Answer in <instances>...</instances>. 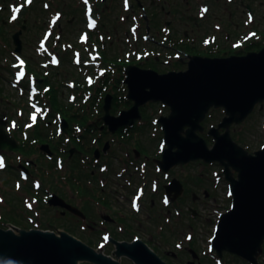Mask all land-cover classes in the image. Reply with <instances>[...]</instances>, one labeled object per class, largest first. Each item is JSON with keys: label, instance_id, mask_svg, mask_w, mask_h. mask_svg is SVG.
I'll return each mask as SVG.
<instances>
[{"label": "rangeland", "instance_id": "rangeland-1", "mask_svg": "<svg viewBox=\"0 0 264 264\" xmlns=\"http://www.w3.org/2000/svg\"><path fill=\"white\" fill-rule=\"evenodd\" d=\"M173 1L171 0L172 3ZM143 2L145 6L149 7L150 16L152 11L159 14V9L162 6H165V14H169L167 13L168 9L172 8L168 3L159 0L155 2L154 6L150 5V0ZM175 2L177 6L171 10L178 12L164 18V24L173 30L176 27L179 28L180 33L188 31L196 37V42L201 36L204 38L207 35L215 34L218 36L217 45L207 47H213L216 52L221 48L236 50L242 44L244 45L242 49L260 45L262 48L264 47V0H234L232 3L226 0L225 5H221L222 7L219 6L218 1L215 2L220 10L218 12L219 21L211 22L212 30L207 31L202 25L198 27L188 20L187 17L195 13L192 5H187L186 0H175ZM23 3V0H0V121L10 122L11 128L7 124L5 128L12 129V131L18 127L25 130L27 136L24 138L29 136L28 132L33 129L40 118L46 117V115L41 114V111L45 109L41 103L44 99H39L40 88L38 83H42V80L30 75L28 62L34 67H40L42 71L45 69L57 71L54 69L56 66L54 67L51 62L52 56H58L60 60H63V57L66 56L65 53H67V61H64L61 69L73 71L75 65L72 59L77 63L75 57L76 52H79L82 56L79 57L82 58L81 63L84 64L83 69L92 70L94 66L85 64L86 61L92 62L90 53H100V58L93 64L103 61L102 52L105 50L108 56L114 55L118 61L126 62V64L121 63L122 65L127 66L131 63L136 65L140 60L145 61L141 57L151 54L152 51L155 55L162 58L166 57L171 62L167 64L164 61L162 65L149 62V65L141 64L138 66L154 69L160 73L186 68V63H178L179 59L174 55L175 53L172 54L165 48L162 50L157 46V42H148V40L141 38L139 41L134 40L130 32L136 33L138 25L133 24L134 19L129 17L130 13L122 10L120 1L117 2L115 9L111 8L109 2L108 4L103 2V5L99 4L100 1L97 4L92 2L93 5L95 4V9L98 8V12L108 15L104 19L103 15L101 16L96 12V17L98 16L101 25L105 23L108 25L104 29L101 27L106 44L100 45V49L93 46V43H96L93 40L95 35L88 37L87 43H83L79 39V34L86 30L84 4L81 0H35L30 6ZM247 3L254 13V20H251L245 13ZM22 5L26 7L21 11L20 16L12 19L15 16L13 9H20ZM213 6L215 8L214 4ZM222 8L225 12L223 17L220 16ZM143 9L139 7L133 13L138 14ZM57 12L63 14L54 27L51 25V20L56 17ZM174 16L177 21L174 20ZM215 24L220 25L221 30L216 31ZM225 24H232V28L226 31ZM141 28L138 29L142 35ZM230 30L236 32L235 35H231ZM19 32L22 49L20 53H17L13 37ZM226 34L231 35L229 40H226ZM162 35L163 32L157 35L156 39H162ZM60 36L62 40L58 41ZM203 41L202 39L197 44L205 48ZM78 43L81 45L80 49L74 47ZM136 53L141 54L137 59H135ZM180 53L181 57H184V61H188L187 56L182 52ZM223 54L230 56L229 51ZM68 60L71 63L67 67L65 65L69 62ZM117 64L118 62H110V64L103 62L97 70L103 77L106 72L117 76L120 68ZM101 67L105 68V71H99ZM23 68L27 72L20 75ZM76 70L81 75L79 77L83 79L82 71L78 67ZM123 71L126 73V69ZM90 73L91 71L86 74L89 75ZM31 78L37 82L36 87L32 86ZM75 80L79 79L76 77ZM16 82L20 84L18 88ZM101 83L102 81L97 84L96 89ZM124 85L126 84L124 83ZM30 86L38 90V95L33 93L34 90ZM67 88H63L64 99H67L71 92ZM144 107H146L144 111L147 118L138 124H141L138 126V131L127 133L125 136H121V132L110 136L125 137L122 140L129 141L116 140L112 142L116 157L115 153L113 157L103 156L105 158L104 163L108 164L107 170L102 171L100 166H94L96 162L91 167L88 166L93 159L81 160L83 166L89 168L84 169L91 173L87 177L83 176L81 166L76 164L68 166L67 161L65 164H61L63 159L60 158L56 160V165L53 168L54 165L51 166L50 157L46 153L40 155L38 161L41 164L45 163L49 169L47 178L39 170L38 175L29 174L27 180L21 176L19 157L0 149V159H5L3 164L6 165L4 169L0 168V222L1 219L5 220L4 223H0V227L8 229L13 224L25 230L60 229L81 239L95 249H98L100 244L103 245L104 236L107 237L108 235L128 242L141 239L168 264H249L227 252L224 253L222 259H219L216 251H213L211 247L220 216L231 209L229 186L224 177L223 167L217 163L207 164L195 161L188 165L172 167L169 171V178L159 170L156 171V162L161 160L163 133L160 124L156 125L155 120L160 116L168 115L169 110H166L158 102H150ZM50 108L49 106L46 109L53 111ZM211 114L212 117L210 122H207L206 129L217 126L224 117L222 109H213ZM33 117H35L34 120ZM142 129L143 131H140ZM54 131L59 137L61 129L58 124L49 132L53 135ZM77 134H79V130ZM231 135L235 142L243 147L246 146L250 153L259 151L264 146V102L259 103L243 123L231 126ZM138 140L143 141V147L147 149L148 155L145 157L139 155L135 158L139 161L138 163L146 162L147 164L145 166L144 163L143 169L140 168L139 170L124 164L127 162L128 151L134 153L136 150L135 147L127 144L134 142L138 145ZM207 142L210 146L213 145L211 139H207ZM41 150L43 151V149ZM130 159L132 160L131 155ZM14 165L21 177L13 173L14 170L10 168ZM45 166L39 168L46 169ZM124 168L127 169V172L124 173L130 175L119 178L118 173L123 172ZM71 170L74 175H72ZM92 172L94 173L92 174ZM130 176L133 182L127 189L129 183L126 178ZM99 179L103 180L99 181ZM174 180L182 183L184 191L182 195L175 199L172 197V200L169 201L165 191ZM139 183L146 184L147 190L143 199L138 198L140 192L134 196ZM54 196L62 198L67 204L81 211L83 215L51 203ZM110 218L114 221H111ZM107 247L110 248L109 245ZM193 251L197 253V256L193 257ZM124 261L125 264H133L129 259ZM260 261L263 262L264 257H260ZM13 264H17V262L13 261ZM83 264L89 263L84 262Z\"/></svg>", "mask_w": 264, "mask_h": 264}, {"label": "water", "instance_id": "water-1", "mask_svg": "<svg viewBox=\"0 0 264 264\" xmlns=\"http://www.w3.org/2000/svg\"><path fill=\"white\" fill-rule=\"evenodd\" d=\"M19 35L20 32L13 37L17 52L22 49ZM125 83L127 98L133 105L115 116L107 98L102 118L105 125L115 133L140 120V109L147 103L158 102L167 107L169 114L158 121L166 145L162 160L158 161L160 168L167 172L174 166L199 160L224 167L232 207L220 217L212 248L219 258L227 252L249 264H259L264 246V147L248 153L234 141L230 128L244 122L264 102V48L225 59L192 56L185 71L161 74L153 69L128 66ZM212 109H223L225 116L207 132L214 141L209 146L201 134L205 132L203 122ZM67 127L65 122L63 129ZM42 149L49 152L47 146ZM167 191L177 198L183 187L174 180ZM51 203L83 215L60 197L54 196ZM122 257L133 264H168L141 239L116 242V251L110 256L64 230H25L13 224L8 229L0 227V262L122 264Z\"/></svg>", "mask_w": 264, "mask_h": 264}, {"label": "trees", "instance_id": "trees-1", "mask_svg": "<svg viewBox=\"0 0 264 264\" xmlns=\"http://www.w3.org/2000/svg\"><path fill=\"white\" fill-rule=\"evenodd\" d=\"M99 14L101 16L103 15L104 19L108 17L106 13H102L99 11ZM107 27L108 25L106 23L102 24L103 29ZM102 28L100 31L103 30ZM96 43H98V45H96L100 48L99 44L104 45L106 42L105 39L100 40L97 37ZM182 45L183 49L190 54H195V52L197 51V47L190 46L188 42H185ZM74 47L76 49L79 47L80 49L81 45L80 43H78L75 44ZM261 48L262 45L258 47H249L246 49V51L249 52L253 50H260ZM170 50L169 52H171ZM106 52L107 51L105 50L104 52H102V56L104 55L102 63L106 62L110 64V62H118L117 65H119L120 68L118 69L117 76H113L110 73L107 74L106 72V75L104 74L105 76L103 77L97 70V68L101 66V64H95L92 70L83 69L84 64H80L79 69L83 74L82 79V77H79L81 75L76 70V67L74 65L73 66L75 71H66L64 70V68L61 69V65L64 64V61L67 59V53H65L66 56H62L63 60L61 59L60 64L56 67L54 66V69L57 71H51L52 69L49 71L46 69L42 71L40 67H34L33 64L31 65L28 62L30 75L36 76L38 79L42 80V83H38V86L40 88L39 99H44L41 101V103H43L45 109L44 111H41V114L43 116L46 115V117L40 118L37 124L34 125L33 129L28 132L29 136L27 138H24V136L27 135L25 130H23L22 128L18 127L15 131H12V129L5 128L6 124L11 128L10 122L4 123L0 121V149L11 153L13 156L19 157V166L28 169L30 171V174L33 173L34 175H38L37 172H39L40 170L41 173L47 178V174L49 173H47V171H49V169L47 168V166H45V163L41 164L38 161V157L40 155L46 154L41 150L42 147L46 145L49 147L52 153L51 156L49 154L46 155H49V163L51 164V166L54 165L52 166L53 168L56 165V160L60 158L63 159L64 164L65 161H67L68 166H74L75 164L77 166H81L84 177L91 175L90 171L85 170L89 168L83 166L81 160H95L94 155L96 149L103 145L101 137L106 136L108 138L111 136L107 128H104L105 130H101L104 124V122L102 121V117L104 115V104L107 97L111 96L113 114H115L116 112H120V108H129L132 105L130 101L126 100L127 87L126 85H124L125 73H123V70H125L126 67L133 63L127 66L122 65L121 63L126 64V62H121V60L118 61L114 55L108 56ZM150 55L151 54H149V56ZM151 59L155 60L154 57H151ZM154 60H150L149 62L152 64H156V60ZM68 61L69 62H67V64L65 65L67 67L71 63L70 60ZM149 62H147L146 64L149 65ZM136 65H141V63H138ZM90 71L91 75H87L86 73ZM99 71H105V68L101 67ZM76 77L79 80H75ZM97 80L98 82L96 83ZM100 81H102L103 84L101 83L100 85H98L96 89V86ZM67 87L71 92L69 94V97L67 99H64L65 93L63 92V88ZM49 106L51 107L50 109H53V111L46 109ZM142 114L143 120H146L147 116L144 108L142 109ZM211 117L212 114L210 113V115L204 122L205 126L207 122H210ZM63 121L68 124L67 131L62 130L59 137L57 136L56 131H54L53 135H51L49 131L53 129V127H56L57 124L61 125ZM134 129L128 131L129 134L130 132L138 131V126ZM78 130L79 134H77ZM140 131H143V129ZM120 132L121 135H123V131ZM125 135L126 134H124L123 136ZM138 145L143 146V141H138ZM71 149L76 150L73 156L70 155ZM57 165H59L58 162ZM44 166L46 167V169H41ZM15 167L16 166L14 165L10 168L14 170L13 173L20 176L18 169H15ZM71 172L73 173L72 175H74V172L72 170ZM4 222L5 220L1 219L0 223ZM261 257H264V255ZM0 264H13V262ZM261 264H264V261H261Z\"/></svg>", "mask_w": 264, "mask_h": 264}, {"label": "flooded vegetation", "instance_id": "flooded-vegetation-1", "mask_svg": "<svg viewBox=\"0 0 264 264\" xmlns=\"http://www.w3.org/2000/svg\"><path fill=\"white\" fill-rule=\"evenodd\" d=\"M86 2L89 1V2H93L96 4L99 3L100 1V5H103V2H108L111 4V8L113 7L115 9V7L117 6V2L120 1L121 3V7H122V10H124V12L126 13H130L131 15H129V17H133L134 19V23L133 24H137L138 25V28L140 29L141 27V30H142V35L139 31V29L136 27L137 29V32L136 33H131L132 34V37L134 38V40L136 41H139L140 38L142 40H144V38H148V42H157V46L160 47L162 50L165 48L166 50H170L171 53H175L174 55H176L179 59L178 63L179 64H185L186 68L183 69V70H171V71H185L188 69V62L190 61V58L192 56H201V57H206V58H221V59H225V58H229L231 56H246L248 53L250 52H255V51H259V50H253V51H249L247 52L246 49H242L244 48V45L242 44V46H239L236 50H234L233 48H221L218 52L214 51V46L217 45V42H218V36L215 35V34H210V35H207L205 36L204 38H202L201 36V40L203 39L204 41V45H205V48H203L202 46H200V44H197V43H200L201 40L199 39L198 42L196 37L192 36V34H190L188 31H183L180 33L179 31V28H174V25H173V28L175 30H173L172 28L166 26L164 23V18L166 17H169L172 15V13H177L178 11L176 10H171L172 8H176L177 6V3L175 2V0L173 1V3L171 2V0H159V1H163L164 3H168L169 5L172 6L171 9H168V12L169 14H165V6H162L161 9H159V14L156 12V11H152L150 14L151 16L149 15V7L145 6L144 2L143 1H146V0H85ZM157 0H150V5L151 6H154L155 5V2ZM218 1V4L220 7H222L221 5L224 4L225 5V2L226 0H186V4L187 5H192L193 8H194V12L192 14V16H188V20L192 21L196 26H200L202 25L204 27V29L207 31V30H212V26H211V22L214 23L216 21H219V18H218V12L220 11L219 10V7L216 5L215 2ZM232 1L234 0H227V2H230L232 3ZM170 2V3H169ZM134 3V4H133ZM98 4V5H99ZM213 4L215 5V8L213 6ZM244 4V3H243ZM245 6V5H244ZM144 8L142 12H139L138 14H135L133 12H135L138 8ZM245 13L247 14V16L251 19V20H254L255 17H254V13L253 11L251 10V7L249 5V3L246 4V7H245ZM94 9H95V4H94ZM97 10L98 12V8L95 9ZM226 10V9H225ZM224 9L222 8L221 9V12H220V16L223 17L225 15V12H223ZM99 13V12H98ZM133 13V14H132ZM101 14V13H100ZM197 14V15H196ZM126 19V18H125ZM174 20L177 21L176 17L174 16ZM169 23V22H168ZM132 24V25H133ZM162 27V29H161ZM215 28H216V31L218 30H221L222 27H220V25L218 24H215ZM225 30L228 31V29H231L232 28V24H225ZM134 31V30H133ZM225 31V32H226ZM163 32V35L161 36L162 39H159L157 40V35H160V33ZM236 32H232V30H230V34L231 35H235ZM230 34H226V40H229L231 38V35ZM186 40H188V43L190 44V46L192 47H197V51L195 52V54H190L188 53L186 50L183 49V45ZM241 43V42H239ZM106 44V43H105ZM207 46H213V47H207ZM233 46V44H232ZM242 49V50H240ZM203 50V51H202ZM229 51L230 53V56H226L224 55L223 53ZM182 52L185 56H187L186 58L188 59V61H184V57H181V53ZM137 54V57L135 59L138 58V54L139 53H136ZM151 55H154V56H149L146 55L145 57H141L142 59H144L145 61L143 60H140L138 63H141V64H146L147 62H149L151 60V57H154L155 60H156V64H161L165 61V63H170L171 61L167 60L166 57H160L158 55H155V53H153L151 51ZM165 58V60H164ZM135 59L133 60V62L135 61ZM171 59V58H170ZM161 61V62H158V61ZM135 65V64H134ZM170 72V71H168ZM166 73V72H165ZM257 107V106H256ZM255 107V108H256ZM255 110V109H254ZM137 126H141L140 125H136V126H133V127H130V128H121L119 129L115 134H118L120 131H130V130H133L135 127ZM105 126L103 125V127L101 128V130H105L104 129ZM108 129V128H107ZM135 130V129H134ZM104 132V131H103ZM109 132V131H108ZM129 133V132H128ZM106 134V133H105ZM122 139H125V137L123 138H118V137H101V141L103 143V145L101 147H99V149L102 151L101 155H100V158L97 160H92L90 164H88V166L91 167V165H95L94 166H100L102 171H105L107 170L108 168V164L104 163L105 161V158L103 156H107V157H113V154L115 152H113V144L112 142H115L116 140L119 141L121 140V142H128L129 140H122ZM128 139V138H127ZM140 141V140H138ZM107 142H109V149L108 151H103V148L105 147V145L107 144ZM131 143H134V142H131ZM127 144V145H132L133 147L136 148V150L134 151H128V158H127V162L124 163L126 164L127 166H133L135 167L137 170H139L140 168L143 169V166H144V163H145V166L147 165L146 162H143V163H138L139 161L135 160V158H137L139 155H141L142 157H145L148 156L147 155V149L143 146H140V145H135L134 144ZM138 144V142H137ZM112 154V155H111ZM130 155L132 156V160L130 159ZM115 157H116V153H115ZM157 163V162H156ZM157 168H156V171L159 170V172H162L164 173L165 175L168 176V173L162 171L158 164H156ZM88 168V167H87ZM101 172V171H100ZM124 172H127V169L124 168V171L123 172H119L118 173V177L119 178H122L124 175H126V173ZM94 172H92L93 174ZM130 174H127L126 176H128ZM169 178V176H168ZM103 179H99V181H102ZM126 180L128 181V185H127V189L129 188V186H131L132 182H133V179L130 177L126 178ZM146 184H140L137 186L136 188V191L134 193V196L139 192L141 193V195H139V199H143V197H145L146 195ZM166 192V191H165ZM166 194V197H167V192L165 193ZM133 196V198H134ZM132 198V199H133ZM149 198V196H148ZM151 200L153 201V198H151ZM87 218V217H86ZM111 220V218H110ZM111 221H114L113 219ZM105 237V241L103 243V245H99L98 246V249H103L104 250V253L106 255H110L112 256L113 253L116 251V242H128V241H125V240H119L115 237H113L112 235H108L107 237ZM107 245L110 246V248L108 249ZM107 247V248H106ZM117 259V258H116ZM124 260H127V258L125 257H122L120 259L121 263L122 264H125V261Z\"/></svg>", "mask_w": 264, "mask_h": 264}, {"label": "snow or ice", "instance_id": "snow-or-ice-1", "mask_svg": "<svg viewBox=\"0 0 264 264\" xmlns=\"http://www.w3.org/2000/svg\"><path fill=\"white\" fill-rule=\"evenodd\" d=\"M29 2H31V0H29ZM17 11H19V9H17ZM12 19H16V17L13 16ZM93 24H94V21H93ZM53 62L55 63L56 61L54 60ZM21 63H23V62H21ZM20 75H23V73H20ZM34 119H35V117H33V120H34ZM3 166H4V164H3V160L0 159V168H2Z\"/></svg>", "mask_w": 264, "mask_h": 264}, {"label": "bare ground", "instance_id": "bare-ground-1", "mask_svg": "<svg viewBox=\"0 0 264 264\" xmlns=\"http://www.w3.org/2000/svg\"><path fill=\"white\" fill-rule=\"evenodd\" d=\"M223 113H224V110H223ZM21 177V176H20ZM22 178H24L23 176H22Z\"/></svg>", "mask_w": 264, "mask_h": 264}]
</instances>
